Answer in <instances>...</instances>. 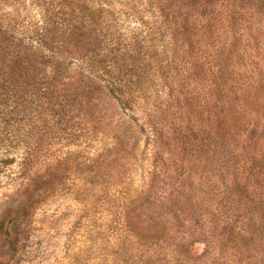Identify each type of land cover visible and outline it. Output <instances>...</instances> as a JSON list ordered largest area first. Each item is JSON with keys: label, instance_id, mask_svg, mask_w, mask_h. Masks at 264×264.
<instances>
[{"label": "rangeland", "instance_id": "obj_1", "mask_svg": "<svg viewBox=\"0 0 264 264\" xmlns=\"http://www.w3.org/2000/svg\"><path fill=\"white\" fill-rule=\"evenodd\" d=\"M17 48L0 264H264V0H0Z\"/></svg>", "mask_w": 264, "mask_h": 264}, {"label": "trees", "instance_id": "obj_2", "mask_svg": "<svg viewBox=\"0 0 264 264\" xmlns=\"http://www.w3.org/2000/svg\"><path fill=\"white\" fill-rule=\"evenodd\" d=\"M72 37H75V35L73 34ZM77 38H78V35H77L76 39ZM20 45L21 44H19V46ZM81 45H86V43L82 42ZM21 51H22L21 48H17V51L15 53L13 51H11L10 53H8V52L1 53V56H0V68L2 69V72H7L6 76H10L12 78L16 77L18 79H19V77H21L22 73L20 71L23 69L21 67L24 64L23 57H20ZM88 51L89 50L87 48H86V50L84 52H81V51L77 50V48H75L73 50V52L76 53V55L81 57L79 59L82 60V64H84V66H85V63L89 64V62L88 63L85 62L88 59V57L90 56ZM42 78H45V79H44V82H42L41 84H43L47 90L50 89V90L47 91V93L54 94V96H52V98H51L52 103L53 104H57V105L62 106V107H65L64 103L69 100V98H67V97L70 95V92H69V84L70 83H65L62 86L61 83L53 84L52 82H55V81L48 80V77H46V76H42L41 79ZM18 81L19 80H17V81L15 80V81L11 82V81L6 80V83L10 87H15V89H16V87L19 85ZM48 85H51V86L47 87ZM56 85H59L62 88H57ZM55 95H56V97H55ZM57 96L62 97L61 101L57 100ZM38 99H40V95L38 96Z\"/></svg>", "mask_w": 264, "mask_h": 264}]
</instances>
